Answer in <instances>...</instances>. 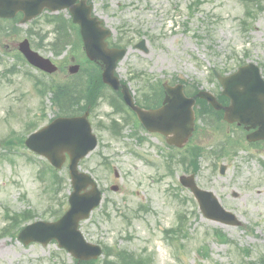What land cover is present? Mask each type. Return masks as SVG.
Instances as JSON below:
<instances>
[{
  "label": "rangeland",
  "instance_id": "rangeland-1",
  "mask_svg": "<svg viewBox=\"0 0 264 264\" xmlns=\"http://www.w3.org/2000/svg\"><path fill=\"white\" fill-rule=\"evenodd\" d=\"M191 2L90 0L93 12L113 30L114 39L119 36L120 28L127 30L126 39L131 41L127 45L128 53L117 65V73L127 80L135 96L138 86L131 76L139 71L154 80L169 81L176 75L198 82L199 90L212 93L219 88L217 80L210 76L211 69L230 73L242 60L244 64L254 62L258 65L264 77V9L250 20L251 29L245 31L242 26L245 8L239 0H201L199 11L192 15L188 8ZM19 27L22 32L18 38L0 40V49L4 46L8 52L0 54V140L7 138L10 130L24 132L30 120L37 121L40 127L54 117L48 97L41 101L34 90L35 81L30 76L34 69L15 58L14 49L28 28L50 31L48 39H51L50 25L45 24L42 15L35 23ZM142 38L147 41L146 54L134 48ZM38 51L65 67L64 72L39 75V78L48 83L78 80L70 78L66 71L72 58L73 62L77 61L70 56L68 64L64 61L69 52L53 55L44 46ZM12 65L16 72L6 74L5 70ZM104 92L110 95L109 90ZM114 116L102 100L92 115L97 147L79 163V168L92 173L104 190L102 205L80 225L88 241L136 254L145 253L151 256V264H242L237 257L238 248L251 249L253 257L264 253V166L261 164L264 144L260 149L247 146L243 131L238 127L236 132L234 129L228 131L223 126L229 142L238 138L243 146H236L233 152L220 159L209 154L201 158L200 168L195 173L197 185L212 191L221 206L240 222L239 226L220 225L206 219L191 192L179 186L178 178L188 175L181 167L175 165L173 173L166 174L164 162L168 150L165 145L148 136L146 143H138L130 136V126L123 129L120 137H112L98 126V121L107 125ZM223 139L220 130L207 129L206 133L195 136L192 143L206 146L209 152ZM24 151L20 157L13 158V162L0 155V230L7 224L4 210L18 212L33 208L38 213L36 218H41L46 205L42 187L36 179L37 167L26 159L29 151ZM104 159L110 163V169L104 167ZM220 164L226 167L224 174L219 173ZM114 170L119 178L114 177ZM61 173L67 175L65 170ZM111 184L118 186L117 192L109 190ZM66 186L70 191L68 180ZM141 206H147L148 210ZM178 210L187 212L188 239L183 241L184 248L175 249L165 240L164 230L175 224ZM214 228H221L234 245L218 243L212 236ZM203 244L208 249L207 257L198 253ZM0 246V264H73L72 256L58 248L55 242L25 246L17 238L6 236L0 237Z\"/></svg>",
  "mask_w": 264,
  "mask_h": 264
},
{
  "label": "water",
  "instance_id": "water-1",
  "mask_svg": "<svg viewBox=\"0 0 264 264\" xmlns=\"http://www.w3.org/2000/svg\"><path fill=\"white\" fill-rule=\"evenodd\" d=\"M72 1L73 0H57L53 2L48 0H2V2H0V15L11 16L16 11L22 10L25 13V19H23L25 21L38 14L44 6L55 10L64 6H69ZM89 12V7L85 8V10L83 8L72 9L74 21L81 25V32L87 55L90 59H101L105 61L106 68L103 79L109 82L114 88H117L118 80L113 76V70L115 62L123 56L124 51H109L106 49L104 39L109 35V32L102 29L99 26L100 23L96 22V20H90L88 17ZM23 50L31 62L42 67L44 66L36 54L29 52L27 48H23ZM221 81L224 86L223 93L228 95L231 99L230 106L224 108L225 119L230 122L238 120L239 122L249 124L250 127L258 125V131L249 135L248 139L254 140L264 138V83L259 76L258 69L253 65H248L239 69L237 73L230 77L221 78ZM178 94L180 95L179 92ZM202 96L206 97L216 108H220L212 96L205 93H203ZM127 97L128 96L124 94V98L129 101ZM175 97L176 98L168 102L169 104L166 107L159 111H154V113L174 118V124H176L177 128V131L174 132L175 141L178 142L179 140H185L193 130V113L191 110L193 100H185L181 95ZM172 102H174L173 106H171ZM138 114L140 117L147 115L140 110H138ZM82 121L79 122L81 127V129L79 128V134L76 136L75 142H72V145L76 147V154L74 156L76 162L95 146V138L90 134L89 125L84 119H82ZM170 128H172V124ZM46 131L47 129L44 128L32 135L28 139L27 144L38 153L46 155L50 161L58 167L60 166L61 145L51 144L50 146H46ZM223 172L224 167L221 168V173ZM71 173L75 190L79 191V188L82 186L92 184V191L83 196H78L77 193H73L70 198L71 208L59 221L54 223H35L27 228L32 230L30 232L25 230L21 234V237L31 238L33 240L37 239L43 243L55 238L60 246H65L74 256L87 259L96 256L99 250L83 240L81 234L77 230V226L78 221L82 218H86L90 210L98 205L100 194L95 185L91 182L92 180L85 175H79L75 171L74 165H71ZM184 183L192 188L194 195L199 201L200 208L206 217L237 224L229 213L221 209L211 193L198 190L192 181H184Z\"/></svg>",
  "mask_w": 264,
  "mask_h": 264
},
{
  "label": "trees",
  "instance_id": "trees-1",
  "mask_svg": "<svg viewBox=\"0 0 264 264\" xmlns=\"http://www.w3.org/2000/svg\"><path fill=\"white\" fill-rule=\"evenodd\" d=\"M259 5H260L259 1H257L256 6H259ZM198 156H199V154L196 153L195 159H194L195 166H196V161H197ZM50 178L52 180H51V184H50L51 187H49V189L52 190V186L55 184L58 185L59 181H58L57 176L54 173L50 174ZM179 231H180V229H179ZM219 236H220L221 241H227L226 237L223 234H219ZM131 256H132V254H127V253L123 252V255H121V259L124 262V264H146V260H144L142 257H138V258H136V260H134L133 256L132 257ZM127 258H128V260H126ZM260 262H261V264H264V257L260 260Z\"/></svg>",
  "mask_w": 264,
  "mask_h": 264
},
{
  "label": "flooded vegetation",
  "instance_id": "flooded-vegetation-1",
  "mask_svg": "<svg viewBox=\"0 0 264 264\" xmlns=\"http://www.w3.org/2000/svg\"><path fill=\"white\" fill-rule=\"evenodd\" d=\"M151 136L152 138H155L156 140H159L162 138V135L158 133H151Z\"/></svg>",
  "mask_w": 264,
  "mask_h": 264
},
{
  "label": "bare ground",
  "instance_id": "bare-ground-1",
  "mask_svg": "<svg viewBox=\"0 0 264 264\" xmlns=\"http://www.w3.org/2000/svg\"><path fill=\"white\" fill-rule=\"evenodd\" d=\"M2 250L1 246H0V251Z\"/></svg>",
  "mask_w": 264,
  "mask_h": 264
}]
</instances>
